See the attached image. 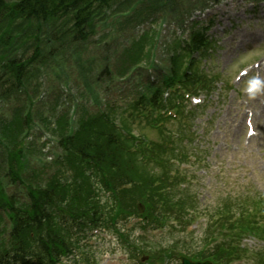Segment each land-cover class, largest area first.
Returning a JSON list of instances; mask_svg holds the SVG:
<instances>
[{"label": "rangeland", "instance_id": "374dc122", "mask_svg": "<svg viewBox=\"0 0 264 264\" xmlns=\"http://www.w3.org/2000/svg\"><path fill=\"white\" fill-rule=\"evenodd\" d=\"M104 15L94 19L93 25L85 31V39H74L69 34L70 21L67 18L55 23L47 22L39 28L35 25L14 27L15 35H19V38L13 47L21 48L12 55L16 54L17 59L21 60L29 57L33 41L38 39L42 56L28 66L23 89L0 97L1 194L13 196L19 202L26 201L25 183L12 181V176L8 174L10 164L7 155L12 141H21L25 150L21 179L45 180L57 169L54 163L58 151L55 140L67 127L66 119L72 126L82 112L81 107L89 113L110 110V105L115 106L121 93H125L127 104L139 90L140 84L158 86L161 77L167 75L164 69L169 66L166 63L168 49H172L175 40L183 41L190 30L212 21L209 34L214 37L216 46L208 61L202 64L203 71L210 75H220L230 80L240 68L264 55V0H124L109 6ZM233 17L238 18L236 27L217 32L215 27L223 25L221 21ZM148 27L153 41L146 46L150 52L144 51V54L152 55V66L145 67L140 63L131 66V57H128L132 52L131 40ZM251 34L257 38L253 40ZM246 37L251 40H246ZM8 49L9 46H6ZM9 58L6 57L7 60ZM106 68L109 73L105 71ZM115 76L119 79H115ZM2 77L0 73V79ZM5 87L6 83L3 88L0 84V94ZM40 93H43L42 98ZM215 96L210 97L203 112L192 123L196 131L195 139L191 144L183 142L188 152L197 156V161L191 163L192 169L186 174L178 167L180 174L186 178L190 193L196 197L198 211L204 208L212 210L220 205L227 198L225 193L237 196L238 202L249 196L264 199V110L254 119L259 134L251 138L246 147L243 144L246 140L243 138L242 123L245 116L242 101L246 97L237 93L236 88L223 92L219 99ZM259 98L263 97L260 95ZM28 100L32 103L28 104ZM250 106L261 108L260 99H251ZM27 107L32 119L30 128L25 130L24 126L19 128L16 120L26 113ZM59 110H67V114L56 126L49 124ZM9 121L16 126L14 133L5 129L4 125ZM133 132L139 139L157 138L154 129L143 125ZM26 136L28 140L24 139ZM143 136L146 138H141ZM45 138H48V142H45ZM195 221L193 223L198 228L190 227L188 230L198 236L202 234V221ZM3 222L7 224V219L0 209V236L5 235L1 231ZM188 230L186 226L183 231L177 228L166 237H152L148 233V240L153 246L161 245L163 253L169 247H178L186 252V243L192 244L193 249L200 248V242L188 241ZM133 235H139V231L135 229ZM245 243L251 250L245 252L246 258L257 256L254 255L257 249L261 253L264 251V243L255 239H248ZM104 246L108 247L107 244ZM114 246L120 254L124 253L116 243ZM144 250L140 254L146 257L148 254ZM170 262L172 260L168 264ZM239 264H249V260Z\"/></svg>", "mask_w": 264, "mask_h": 264}, {"label": "trees", "instance_id": "16d2710c", "mask_svg": "<svg viewBox=\"0 0 264 264\" xmlns=\"http://www.w3.org/2000/svg\"><path fill=\"white\" fill-rule=\"evenodd\" d=\"M121 1L124 0H0V73L3 74L0 79L1 88L6 83L0 97L23 89L28 66L42 56L38 39L33 41L32 54L29 57L21 60L17 59L16 54L12 55L21 48L13 47L19 38V35H15L14 27L35 25L39 28L47 22L55 23L67 18L70 21L69 34L74 39H85V31L92 26L91 21L95 16ZM205 31V28H200L191 32L189 39L185 41V47L169 58L172 68L170 67L160 86L148 87L145 94L139 92L138 98L128 106V110L135 111L136 107L155 111L163 109L162 96L167 89L180 83L186 91H194L196 85L204 83L205 76L191 55L206 46ZM152 41L151 34L144 32L137 41L132 42V52L128 55L131 57V66L149 62V56H145L144 51L150 52V48L146 46ZM6 46H9L8 50ZM6 57L10 58L7 60ZM105 71L109 73L107 68ZM117 78L119 77L115 76V79ZM31 103L32 101L28 100V104ZM169 103H172V97ZM118 113L116 110H108L85 117L82 112L72 131L69 134L64 131L56 143L60 151L59 160L66 166L62 167V171L50 175L42 185L28 181L26 202H18L13 196L5 197L0 193V206L7 211L12 223L8 242H0V264H54L64 249L69 247V236L76 229L82 230L83 227L94 224L96 219L102 216L105 206L98 203L97 194L93 195L92 182L87 176L90 165L97 170L95 174L103 188L116 195L115 198H110L113 199L111 213L116 212L118 215H115V218L122 219L135 211V205L141 201L147 207L145 215L149 222H153L155 215L160 211L171 210L172 214L181 215L189 211L188 206L194 207V202L190 199L177 195L178 190L173 188L174 184L166 189L165 186L168 185L161 179L167 175L164 165L158 164L157 160L165 162L167 157L175 156V149L171 150L163 144L173 138L171 132L165 128L160 129L161 142L159 140V143H149L151 147L147 150L142 142L139 146L136 145V139L130 132L133 127L130 123H136L134 113L133 118L127 116L126 109L119 115ZM195 114L196 111L188 118L180 116L175 120L174 126L178 135L188 131L187 121ZM114 115L115 121L119 120V125L115 123L114 126ZM31 119L32 115L27 107L26 113L16 120V123L19 128L24 126L26 130L30 128ZM4 126L10 133L15 132L16 126L12 121ZM134 141L135 149H131ZM172 144L177 143L171 142ZM17 145L19 141H12L15 152L11 151V155H7L11 164L8 173L15 179H19L23 158L22 150L17 148ZM129 183L134 186L118 191L121 185ZM254 201L250 203L245 200L239 204L241 208L229 207L228 202L224 203L223 210H217L219 221L222 220L221 216L226 221L227 214L231 218V213L234 212L244 215L247 209L256 207ZM262 204L264 214V203ZM231 223H240L239 231L254 230L249 223L242 224L237 220ZM261 233L263 230L257 234ZM204 236L217 239V236L209 231L205 232ZM192 256L208 258L218 264L223 260L230 261L233 249L227 242L221 241L210 250L196 251Z\"/></svg>", "mask_w": 264, "mask_h": 264}, {"label": "bare ground", "instance_id": "6f19581e", "mask_svg": "<svg viewBox=\"0 0 264 264\" xmlns=\"http://www.w3.org/2000/svg\"><path fill=\"white\" fill-rule=\"evenodd\" d=\"M250 36L253 40L257 38V36L255 34H251ZM246 40H251V39L249 37H246ZM263 83H264V81H263ZM262 109L264 110V105H263Z\"/></svg>", "mask_w": 264, "mask_h": 264}, {"label": "water", "instance_id": "95a60500", "mask_svg": "<svg viewBox=\"0 0 264 264\" xmlns=\"http://www.w3.org/2000/svg\"><path fill=\"white\" fill-rule=\"evenodd\" d=\"M184 264H192V263H184Z\"/></svg>", "mask_w": 264, "mask_h": 264}]
</instances>
